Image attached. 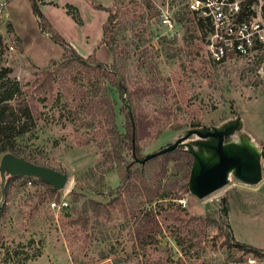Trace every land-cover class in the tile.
<instances>
[{
	"label": "rangeland",
	"instance_id": "rangeland-1",
	"mask_svg": "<svg viewBox=\"0 0 264 264\" xmlns=\"http://www.w3.org/2000/svg\"><path fill=\"white\" fill-rule=\"evenodd\" d=\"M6 1L0 4V68H11L10 79L19 80L29 97L63 48L40 32L30 0ZM68 1L80 9L66 2L65 10L43 11L68 41L104 44L106 63L118 66L130 92L123 100L112 90L120 131L128 110L144 158L125 150L122 164L108 169L114 157L103 154L99 141L109 138V127L105 120L89 126L86 100L78 98L90 91L94 73L67 67L53 81L48 100L37 104L36 136L21 138L19 149L34 162L67 172L69 180L51 195L37 177L8 182V174L3 191L0 174V207H6L0 245L41 239L42 254L25 264H264V257L238 249L230 238L264 247V50L212 61L205 27L176 0ZM167 1L176 23L172 31L160 23ZM68 4L77 9L80 24ZM9 21L21 41L8 31ZM80 86V96L67 90ZM60 91L63 103L54 102ZM64 102L81 111L76 120L62 115ZM195 130L222 132L228 153L258 162V180L245 182L231 170L226 185L199 196L192 189L196 156L207 163L217 159L219 138ZM128 169H137L129 179ZM63 197L66 208L50 207ZM223 197L228 219L220 214ZM226 220L229 228L221 226Z\"/></svg>",
	"mask_w": 264,
	"mask_h": 264
},
{
	"label": "trees",
	"instance_id": "trees-1",
	"mask_svg": "<svg viewBox=\"0 0 264 264\" xmlns=\"http://www.w3.org/2000/svg\"><path fill=\"white\" fill-rule=\"evenodd\" d=\"M30 2L32 10L37 17L40 31L45 34H49L51 38L63 48V54L60 61L52 59L49 63L50 65L41 71V74L34 82V89L36 90L35 94H30L29 97L24 90L23 84L19 80L10 79L9 74L11 72V68L6 66H2L0 68V153L5 154L7 152H12L20 157L31 160L30 158L21 155L19 142L20 139L24 138L28 133V138H34L37 134L36 126L40 116L37 111V104L38 102H46L48 100L47 94L54 89L53 81L61 73H63L64 70H69L67 67L78 71V65L86 67V70L90 74L94 73V79L90 84V91L87 94L85 93L80 96L81 92H83V90H81V86L80 88L76 87L74 89L67 90L77 92V95L80 96L78 98L83 99V101L86 100V104L83 108H87L86 112L90 114L89 118L91 119L87 123L89 126L103 124L104 120L106 122L104 125H108L109 138L99 141V147L102 149L103 154L107 155V157H114V161L108 169H113L114 167L122 164L124 161L123 152L125 150L132 151L135 157L140 156L141 158H144V156L140 154L137 145L136 131L130 111L127 110L125 113V132L120 131V127L117 122V101L112 96V90L115 89L118 92L119 97L123 98V100H125V95L128 93L130 94V92L127 91L125 77L120 72L118 66L116 64L109 65L108 63L102 61L96 56L95 52L89 54L88 56H83L70 41H68L56 30L53 23L42 11L39 0H30ZM70 6L71 4L67 5L69 8L68 10L73 8L75 9V12H67L71 14L74 20L80 24L82 20L77 12V9ZM200 22L201 21H199V23ZM7 27L8 31L14 34L15 37L21 41L19 36L15 33L12 22L9 21ZM104 43L109 45L108 47L110 50H113L110 44L107 42ZM53 65H55V67H53ZM77 86H79V83H77ZM62 90L66 91L67 94L66 87H63ZM68 98L69 97L65 95L64 100H67ZM62 100L63 92L60 91L56 94L54 102L63 103ZM67 103L64 102L63 106L65 107V110L62 115L65 117L67 116L70 120H76L77 115L81 111L72 108L68 109ZM122 107L123 106L121 105V112ZM261 154L264 156V144L262 146ZM136 172L137 169L135 171L128 169L125 178H132L133 174ZM8 176V182H10L12 179L23 175ZM38 180L48 188L51 195L58 192V190H54L52 186L43 179L39 178ZM7 191L8 187L6 186L5 193H7ZM96 204H98V202ZM221 204V217L228 219L230 209L226 197H223ZM5 208V204L0 207V218L6 213ZM191 219L193 218L191 217ZM221 226L224 228L230 227L227 220L226 222L223 221ZM225 232L227 233V231ZM230 238L238 249L243 250L246 253H251L257 258L264 257V248H258L251 244L238 241L233 239L232 236H230ZM42 246L43 242L41 239L37 241L33 238H30L26 243L19 242L12 245L2 243L0 245L2 248L0 252L2 255L0 261L2 264H25L29 260L42 254Z\"/></svg>",
	"mask_w": 264,
	"mask_h": 264
},
{
	"label": "built area",
	"instance_id": "built-area-1",
	"mask_svg": "<svg viewBox=\"0 0 264 264\" xmlns=\"http://www.w3.org/2000/svg\"><path fill=\"white\" fill-rule=\"evenodd\" d=\"M170 1L160 12V23L172 31L176 23ZM176 1L196 15L205 27L207 53L212 61L222 62L233 56L247 57L264 50V0ZM7 2L3 0L0 4ZM67 205L68 201L64 197L50 201V207L55 210L66 208ZM249 262L252 264L255 259H249Z\"/></svg>",
	"mask_w": 264,
	"mask_h": 264
},
{
	"label": "water",
	"instance_id": "water-1",
	"mask_svg": "<svg viewBox=\"0 0 264 264\" xmlns=\"http://www.w3.org/2000/svg\"><path fill=\"white\" fill-rule=\"evenodd\" d=\"M197 132V130H195ZM197 133L203 136H216L218 144L214 146L217 159L207 163L205 158L196 156L199 168L193 177L192 189L199 196L207 195L228 183V175L231 170L245 182H255L259 178L258 162L252 158L234 155L224 149V135L222 132ZM1 184L4 186L7 175L34 176L49 183L54 190H62L69 180L68 173L56 168L45 166L34 161L20 157L12 152L3 154L0 162Z\"/></svg>",
	"mask_w": 264,
	"mask_h": 264
},
{
	"label": "crops",
	"instance_id": "crops-1",
	"mask_svg": "<svg viewBox=\"0 0 264 264\" xmlns=\"http://www.w3.org/2000/svg\"><path fill=\"white\" fill-rule=\"evenodd\" d=\"M66 2H69V3H72V4H74V5H76V6H78L79 7V9H80V6L78 5V4H76L75 3V1H68V0H57V4L55 5V4H44V3H41L40 2V7H41V9H42V11H43V7H46V8H48V7H51V8H57V9H63V10H65L64 8H63V5H64V3H66ZM8 4L6 5V13H7V15L9 16V13H8ZM44 12V11H43ZM46 15V14H45ZM47 16V15H46ZM10 17V16H9ZM50 20V19H49ZM51 21V20H50ZM52 22V21H51ZM54 25V24H53ZM41 32V31H40ZM71 43L75 46V48L79 51V53H81L83 56H88L89 54H91L92 52H93V50H94V48H95V51H96V54H97V56L99 57V56H101V54L102 53H105L104 55H107L106 57L103 55V57H101V60L102 61H104V62H107V60H108V57H109V52L105 49V46H104V44H100V43H98V41L97 42H91L90 43V41L88 40L85 44H81L80 46L78 45V44H76L74 41H71ZM97 43V44H96ZM82 45H86V46H82ZM111 54V53H110ZM240 239H242L241 237H240ZM244 240V239H243ZM241 242H243L242 240H240ZM245 243H248V244H251V245H253V246H255L254 244H253V242H251V241H244ZM255 247H258V248H264V247H261V246H255Z\"/></svg>",
	"mask_w": 264,
	"mask_h": 264
}]
</instances>
